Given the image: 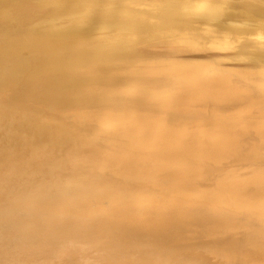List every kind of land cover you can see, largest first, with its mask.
I'll use <instances>...</instances> for the list:
<instances>
[{"label":"bare ground","instance_id":"obj_1","mask_svg":"<svg viewBox=\"0 0 264 264\" xmlns=\"http://www.w3.org/2000/svg\"><path fill=\"white\" fill-rule=\"evenodd\" d=\"M0 264H264V0H0Z\"/></svg>","mask_w":264,"mask_h":264}]
</instances>
